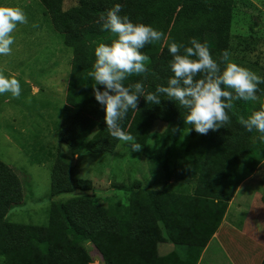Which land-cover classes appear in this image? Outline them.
Listing matches in <instances>:
<instances>
[{
    "label": "trees",
    "instance_id": "trees-1",
    "mask_svg": "<svg viewBox=\"0 0 264 264\" xmlns=\"http://www.w3.org/2000/svg\"><path fill=\"white\" fill-rule=\"evenodd\" d=\"M38 1L55 30L76 53L62 119L59 127L56 125L60 142L66 143L73 153L83 149L111 153L119 143L108 133L105 111L95 99L94 80L89 75L96 59L95 48L100 43L111 45L117 38L102 30L99 22L115 4L122 6L121 16L127 15L136 24L150 25L167 37L141 49L150 57L146 63L147 79L144 75H132L125 86L143 81L145 93L154 92L157 86H167L174 75L173 57L168 50L172 42L191 46V38L196 37L207 44L216 59L224 50L229 51L235 0H78L68 10L64 9L65 0ZM224 66L221 64L222 69ZM259 75L264 77V70ZM99 87L103 90V86ZM260 88L264 89V84ZM257 97L256 101H233L232 109L227 110L230 122L207 135L196 133L194 128L190 131L193 126L184 122L187 109L165 96H161L159 105L140 97L138 109L129 110L121 121L124 131L131 130L142 140L153 122H167L163 140L181 144L186 155L183 173L193 179L199 177L192 187L167 195L171 198L164 204L166 208L161 207L151 191L144 190L136 193L130 203L109 201L107 207L99 199L74 198L52 210L48 225L14 224L6 217L22 203V186L15 171L0 160V257L4 264H91L83 246L87 241L98 248L105 264H197L202 252L197 246L188 247L186 258L176 252L159 255L158 245L173 239V229L162 211L175 208L180 193L215 202L232 200L239 184L254 173L264 158L261 154L258 162L253 163V151L261 148L253 138L260 133L248 132L239 123L240 116L247 119L264 106V91L258 92ZM243 170L246 175L240 178ZM89 189L91 185H85L67 161L55 162L51 196Z\"/></svg>",
    "mask_w": 264,
    "mask_h": 264
},
{
    "label": "rangeland",
    "instance_id": "rangeland-1",
    "mask_svg": "<svg viewBox=\"0 0 264 264\" xmlns=\"http://www.w3.org/2000/svg\"><path fill=\"white\" fill-rule=\"evenodd\" d=\"M77 4L78 0H65L64 9ZM0 6L19 7L28 18L27 24L18 25L12 33L15 42L11 55L0 56V73L17 78L22 88L19 99L13 98L11 93L0 95V160L15 171L23 192L22 203L10 210L7 221L45 226L58 204L74 198L99 199L107 207L109 201L130 203L136 193L144 190L151 191L161 207L166 208L164 204L171 198L167 195L195 184L199 177L193 179L183 173L186 155L181 144L172 145L163 140L168 128L165 121L153 122L142 140L133 131L125 130L142 145L139 152H131L126 143L119 141L111 153L88 149L73 153L66 143L60 142L56 125L58 123L59 127L62 119L75 49L66 45L38 0H0ZM229 52L230 62L258 75L264 70V0H235ZM259 135L253 138L261 147L260 151H253V163L258 162L259 155H264V143L259 141ZM168 153H171L170 158ZM58 159L67 161L74 174L83 179L85 185H91V189L51 196L52 169ZM258 165L252 186L246 187L251 188V192L246 191L248 196L258 191L262 194L258 197L263 199L264 158ZM245 173L243 170L239 177H244ZM201 218L191 217L184 224L194 234H208L215 220ZM223 227L220 245L214 241L205 250L202 264H232L234 261L238 264L239 245L250 246L249 233L244 232L243 227L229 222ZM83 246L91 264H95V260L105 264L92 242L87 241ZM0 264H4L2 257Z\"/></svg>",
    "mask_w": 264,
    "mask_h": 264
},
{
    "label": "clouds",
    "instance_id": "clouds-1",
    "mask_svg": "<svg viewBox=\"0 0 264 264\" xmlns=\"http://www.w3.org/2000/svg\"><path fill=\"white\" fill-rule=\"evenodd\" d=\"M121 11L122 6L115 4L106 16L100 17L102 30L110 31L117 38L111 45L100 43L95 48L96 59L89 75L94 80L95 99L105 111L109 135L126 143L131 152L141 151L142 145L123 130L121 121L130 109H138L140 97L152 105H159L161 96L178 103L188 111L184 122L193 126L190 131L194 128L196 133L207 135L210 130L218 131L230 122L227 110L232 109L233 101H256L257 93L264 91L260 88L264 77L230 62L228 50L219 59L213 58L207 44L196 37L191 38V46L176 42L168 46L174 75L168 79L167 86H157L154 92L148 93L143 81L125 86L124 82L132 75H144L147 79L146 63L150 57L141 49L167 37L150 25L133 23L127 15L121 16ZM27 23V15L21 8L0 6V56L11 55L15 42L12 33L18 25ZM221 64L225 65L223 69ZM5 93L19 99L22 88L17 78L0 73V95ZM239 123L248 132L260 133L258 139L264 143V106L247 119L240 116Z\"/></svg>",
    "mask_w": 264,
    "mask_h": 264
},
{
    "label": "crops",
    "instance_id": "crops-1",
    "mask_svg": "<svg viewBox=\"0 0 264 264\" xmlns=\"http://www.w3.org/2000/svg\"><path fill=\"white\" fill-rule=\"evenodd\" d=\"M252 180L253 174L245 178L237 187L232 200L228 202H215L209 198L180 193L177 206L173 209L168 207L169 216L162 211L166 221L173 229V239L158 245L159 255L167 256L176 252L181 258H186L188 247L197 246L202 249L197 264H202L205 250L214 241L220 245L219 238L224 229L223 226L229 222L243 227L244 232L249 233L251 239L250 246L239 245L238 264H262L264 259V202L262 196L258 197L261 194L258 191L253 195H247V191L251 192V188L246 187L252 186ZM255 187L256 185L253 188ZM258 188L261 189L259 185ZM249 199L251 200L247 203ZM191 217H202L209 221L214 219L215 223L211 231L208 229V234H194L184 224ZM260 248L261 250H259ZM231 263L237 264L235 261ZM95 264H100V260H95Z\"/></svg>",
    "mask_w": 264,
    "mask_h": 264
}]
</instances>
